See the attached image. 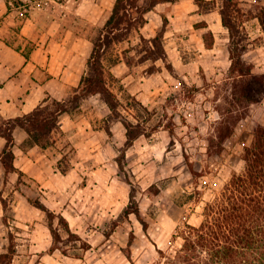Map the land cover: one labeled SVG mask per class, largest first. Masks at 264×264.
Masks as SVG:
<instances>
[{"label": "rangeland", "instance_id": "374dc122", "mask_svg": "<svg viewBox=\"0 0 264 264\" xmlns=\"http://www.w3.org/2000/svg\"><path fill=\"white\" fill-rule=\"evenodd\" d=\"M250 42L256 45L261 40L252 41L250 37ZM120 48L119 45L108 50L109 65L119 58L115 54ZM255 70L264 72L260 66H255ZM108 75L111 88L122 102V113L135 122L137 118L142 120L146 134L129 148L124 147L127 137L121 144L116 143L120 138L117 135L114 148L104 153L99 162L103 170L99 169L98 174L91 173L95 162L91 154H80L74 141L64 138L67 153L63 165L71 168L78 159L83 161L84 169L79 170L86 178L77 187L68 185L67 195L59 204L65 210L54 207L53 199L48 203L52 210L66 216L72 229L92 247L82 251L81 256L65 254L60 249L52 251L51 233L49 246L33 251L30 245L22 247V257L10 264H164L159 250L171 252L178 248L183 242L180 230L185 224H199L206 203L221 193L234 171L244 169V148L252 141L256 125L264 124V98L228 112L233 80L230 71L204 75L194 83L168 82L163 88L152 85L145 91L150 98L149 104L144 103L148 112L132 107L134 101L129 96L133 93L120 78L110 72ZM159 79L152 84L158 85ZM90 104L86 105L92 109ZM225 110L227 118L236 121V125L232 135L220 142L218 125ZM103 113L100 106L93 110L96 127L105 128V121L100 120ZM108 135L111 139L113 132ZM123 154L120 167L118 158ZM92 174L94 178L88 184ZM18 187L28 197L45 202L40 185ZM21 192L7 191L5 223L13 225L15 231L22 222L49 227L46 212L37 207L36 213H30V206L20 205ZM20 210L30 221L16 217ZM55 225L59 226L58 219ZM16 236L21 237L10 233L8 242L16 245L21 240H16ZM62 236L60 246L72 248L75 241L69 240L64 230Z\"/></svg>", "mask_w": 264, "mask_h": 264}, {"label": "crops", "instance_id": "0c3cea01", "mask_svg": "<svg viewBox=\"0 0 264 264\" xmlns=\"http://www.w3.org/2000/svg\"><path fill=\"white\" fill-rule=\"evenodd\" d=\"M115 2L0 0V125L4 120L33 111L47 96L65 99L71 87L79 86L93 51L94 37L105 26ZM256 3L264 4V0H240L244 9ZM164 15L168 18L167 23L164 22ZM146 18L147 22L143 26L134 29L127 39L116 44L122 46L116 50L115 55L119 57L117 61L109 65L107 56L104 59L107 72L120 78L125 87L143 103H150L145 91L150 90L152 85L163 88L168 82L177 85L182 82L194 83L204 75L230 71L231 37L230 30L223 22L220 0L210 9L200 8L196 0L160 2L155 9L146 13ZM244 25L251 40L259 39L261 43H251L252 46L243 56L256 67L264 69V62L261 61H264V30L260 19L257 16L250 17L244 21ZM158 34L162 37L166 60L146 59L137 65L128 63L126 55L138 58L146 52L138 49L142 36L152 39ZM167 62L172 65L171 68ZM137 66L141 70H137ZM151 66L156 68L149 73ZM159 77V84H152ZM89 102L92 109L86 105ZM98 106L104 111L100 119L104 121L110 109L99 94L85 100L82 112L62 114L60 124L64 133L56 134L55 142L47 147L34 145L25 148L23 143L28 139V132L20 125L15 127L14 162L23 172L21 182L20 173L11 171L7 174L0 159V253L7 250L10 233L21 235L16 236V240H21L15 245L18 251L12 263L22 257V247L30 245L33 251L49 246L51 231L45 224L35 227L22 222L16 231L13 225L6 224L7 191L17 194L21 192L19 184L29 187V184L36 183L42 188V197L48 206L49 200L53 199L54 207L64 209L59 204L67 195L68 185L77 187L86 178L80 172L84 167L81 166L83 161L79 159L69 171H61L59 161L67 153L64 138L72 139L80 154H91V160H95L91 173L97 174L103 154L114 148L117 135L120 137L116 142L118 145L125 141L126 128L120 125L121 121H116L111 128L112 140L108 139L110 136L104 127L94 125L96 119L93 110ZM6 143V137L0 133V154ZM93 176L88 179V184ZM20 198L22 207L30 206V213H36L38 208L30 203L27 195L22 193ZM18 208L19 205H16ZM26 215L22 210L16 213V217L30 221L31 218Z\"/></svg>", "mask_w": 264, "mask_h": 264}, {"label": "trees", "instance_id": "16d2710c", "mask_svg": "<svg viewBox=\"0 0 264 264\" xmlns=\"http://www.w3.org/2000/svg\"><path fill=\"white\" fill-rule=\"evenodd\" d=\"M167 1L178 0H116L105 26L94 37L93 51L79 86L71 87L69 96L65 99L47 96L33 111L1 123L0 133L6 137L7 143L0 159L7 174L11 171L19 172L21 182L23 172L14 162V129L17 125L28 132V139L23 143L25 148L34 145L47 147L55 142L56 134L64 133L60 124L61 115L82 112L85 100L94 94H99L110 109L109 114L104 117L108 133L112 134L110 125L115 121H121L126 128L125 148H129L136 139L146 134L142 120L136 117L135 122L122 113V102L111 88L104 59L110 48L127 39L134 29H139L147 22L146 13L149 10L155 9L158 3ZM217 1L196 0L202 9L214 7ZM220 3L223 22L230 30L231 37L230 76L233 80L232 98L228 107V112H231L245 103H259L264 98V72L256 71L255 65L243 56L251 45L244 21L257 16L264 30V4L256 3L251 8L244 9L240 0H220ZM164 22H168L165 15ZM138 49L146 52L139 59L126 55L128 63L134 64L146 59H167L159 34L152 39L142 36ZM167 65L172 67L169 62ZM155 68L156 66H151L149 73ZM129 97L134 101L132 107L149 111V107L135 94ZM228 112H221L223 118L218 125L220 142L232 135L236 125V121L225 115ZM124 157L123 154L118 158L120 167H123ZM63 159L64 156L59 161V166L66 173L70 167L63 165ZM243 159L244 169L241 172L234 171L221 193L206 203L202 221L199 224L186 223L180 230L182 244L171 252L159 250L164 264H264V124L258 123L254 128L253 139L245 146ZM28 200L47 214L53 237L52 251L60 249L65 254L81 256L82 251L92 247L90 242L72 229L66 216L52 210L40 198L28 197ZM137 215H140L138 211ZM56 219L59 220V226L55 225ZM62 230L66 232L69 240L75 241L72 248L60 246V242H63ZM15 252L16 247L10 242L7 251L0 253V263L10 264Z\"/></svg>", "mask_w": 264, "mask_h": 264}]
</instances>
